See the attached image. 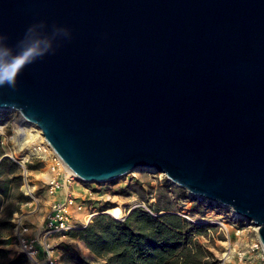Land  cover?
I'll return each instance as SVG.
<instances>
[{"label": "water", "instance_id": "obj_1", "mask_svg": "<svg viewBox=\"0 0 264 264\" xmlns=\"http://www.w3.org/2000/svg\"><path fill=\"white\" fill-rule=\"evenodd\" d=\"M29 28L53 49L0 87V112L77 180L162 173L264 246V0H0L10 46Z\"/></svg>", "mask_w": 264, "mask_h": 264}, {"label": "trees", "instance_id": "obj_2", "mask_svg": "<svg viewBox=\"0 0 264 264\" xmlns=\"http://www.w3.org/2000/svg\"><path fill=\"white\" fill-rule=\"evenodd\" d=\"M0 138V264H26L24 254L9 256L4 246L13 240V216L19 204L26 200L20 190L21 168L10 158L2 157ZM28 169L36 165L26 163ZM148 189L139 180L121 192L135 193L147 204L137 206L121 218L98 211L84 227L72 229L68 235L79 239L90 252L83 256L64 248L60 257L63 264H217L199 237L207 234L210 225L194 223L181 216L176 208L177 199L188 198L180 187L163 178ZM131 189V191L129 189ZM153 198L149 202V198ZM200 202H194L195 211Z\"/></svg>", "mask_w": 264, "mask_h": 264}, {"label": "rangeland", "instance_id": "obj_3", "mask_svg": "<svg viewBox=\"0 0 264 264\" xmlns=\"http://www.w3.org/2000/svg\"><path fill=\"white\" fill-rule=\"evenodd\" d=\"M15 118H17V113L15 111L0 112V125H3V127L0 128V138L4 154H9L16 159L23 160L24 165L26 163L36 165V168L32 170L25 166L29 172L28 180L30 185L35 187V193L44 197L43 186L47 178L50 176L49 166L52 162V152L46 147L45 151L41 153H30L29 155H25L27 151L26 148L28 146L35 147L37 142L33 141L30 137H21V134L15 132L17 128ZM30 129L32 134L38 135L37 129H35L34 126H31ZM20 137L22 139H20ZM20 144L22 146L25 144L26 148H23ZM163 178L166 179L162 173L140 168L103 183H84L76 179L71 182L68 189L77 203L82 202L84 206L81 211H78L75 214V219L77 220V223L83 222L88 214L98 213L101 208H103V212L107 214H109L107 212L109 208H119V218L134 207L142 206L147 208V204L133 193L131 189L128 188L132 193L130 195L123 194L121 191L124 188L129 187V185L136 180H139V182L148 189V184L154 186L158 181H162ZM188 196V198L176 200L175 208L177 212L194 223H203L211 226L207 229V234L199 237V240L205 248L212 253V256L217 259V264H220L221 261H224L226 264H237L235 253L247 249L251 241L256 238V232L253 226L244 224L242 220L233 221L230 211L223 206L206 200L195 199L190 195ZM152 201L153 198L150 197L149 202ZM197 201L200 202V205H198L193 212L191 211V206ZM40 208L41 211L30 213L31 207L25 205L24 201L19 204V212L15 214L18 216L19 214H24L26 216V222L28 223H37L42 215L44 206ZM240 227L242 229L237 233L236 229ZM53 243L56 244V253H60L59 258L61 257L63 248L74 250L84 256L83 249L71 240V238L55 239ZM11 244V247L4 246V248L8 251L9 249H12L11 252L9 251V256L12 257L17 254V247L13 240H11ZM63 245L66 247H63ZM223 253H227L228 257L223 256Z\"/></svg>", "mask_w": 264, "mask_h": 264}, {"label": "built area", "instance_id": "obj_4", "mask_svg": "<svg viewBox=\"0 0 264 264\" xmlns=\"http://www.w3.org/2000/svg\"><path fill=\"white\" fill-rule=\"evenodd\" d=\"M16 113L17 118H20V114ZM2 127L3 125H0V128ZM35 129L37 128L35 127ZM37 132L39 137L43 138L39 129H37ZM44 145L52 152V162L49 166L50 176L43 186L44 197L36 194L35 187L30 185L29 172L24 165V161L6 154L21 168V190L26 197L25 205L31 207L30 213L41 211L40 207L44 206L37 223L26 222L24 214H19V216L14 214L12 219V238L17 247L16 252L17 254H24L26 264H62L59 255L55 251L56 244L53 241L55 239L70 238L68 235L70 230L84 227L96 214H88L83 222L77 223L75 214L83 209L84 204L82 202L77 203L68 189L71 182L76 178L46 142ZM230 215L233 221L240 220L231 211ZM242 222L244 223L243 220ZM253 228L256 232V238L251 241L247 249L235 253L237 264H264V246L257 237V228L255 226ZM241 229V227L237 228L236 232H240ZM223 256L228 257V254L223 253ZM220 264L226 263L221 261Z\"/></svg>", "mask_w": 264, "mask_h": 264}, {"label": "clouds", "instance_id": "obj_5", "mask_svg": "<svg viewBox=\"0 0 264 264\" xmlns=\"http://www.w3.org/2000/svg\"><path fill=\"white\" fill-rule=\"evenodd\" d=\"M7 39L0 35V87L7 85L15 88L22 71L49 53L53 44L45 36L32 35L30 28L14 47L7 43Z\"/></svg>", "mask_w": 264, "mask_h": 264}, {"label": "bare ground", "instance_id": "obj_6", "mask_svg": "<svg viewBox=\"0 0 264 264\" xmlns=\"http://www.w3.org/2000/svg\"><path fill=\"white\" fill-rule=\"evenodd\" d=\"M15 123H16V127H17L15 132L21 134V137H25V138L30 137L31 139H33V141L37 142L35 147L28 146L27 148L25 147V144L23 146L20 144L23 148L25 147L27 150L25 155H29L30 153H37L38 154V153L45 151L46 147H45L44 143L46 141L44 140L45 141L44 142L43 138L39 137L37 134L31 133L32 131H31L30 127L33 126L32 123L24 122L21 118H15ZM21 137H20V139H22ZM29 145H30V143H29ZM119 210L120 209L117 207H111L107 210V212L111 216H113L114 218H119L120 217Z\"/></svg>", "mask_w": 264, "mask_h": 264}, {"label": "crops", "instance_id": "obj_7", "mask_svg": "<svg viewBox=\"0 0 264 264\" xmlns=\"http://www.w3.org/2000/svg\"><path fill=\"white\" fill-rule=\"evenodd\" d=\"M71 240H73L75 243H77L78 244V246H80L82 249H83V254H84V256H88V255H90V252L87 250V248L83 245V243L79 240V239H72L71 238ZM11 241H9V243H7L6 245H5V247L7 246V247H11ZM63 247H66V246H64L63 245ZM64 249V248H63ZM11 250L12 249H9V251L11 252ZM13 255H14V253H13ZM58 255H60V253H58Z\"/></svg>", "mask_w": 264, "mask_h": 264}]
</instances>
